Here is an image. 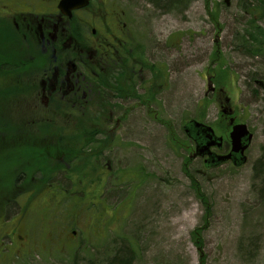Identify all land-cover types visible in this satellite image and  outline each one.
<instances>
[{"label":"rangeland","instance_id":"rangeland-1","mask_svg":"<svg viewBox=\"0 0 264 264\" xmlns=\"http://www.w3.org/2000/svg\"><path fill=\"white\" fill-rule=\"evenodd\" d=\"M38 1L0 0V13L5 6L30 14ZM208 2V9L206 0H188L164 10L151 0H98L87 8L84 14L118 9L138 26L143 44L164 65L152 85L157 92L147 106L131 104L128 118L105 137L103 156L99 146L91 153L82 143L78 156L60 161L59 171L43 172L53 178L37 188L38 195L27 194V186L5 209L0 206V264H264V57L246 54L239 44L251 15L247 7L264 9V3ZM207 78L222 86L223 108L232 109L235 122L246 123L253 134L241 166L229 160L206 167L207 156L187 160L195 148L184 125L193 119L225 138L222 149L212 148L216 155L231 148V127L216 95L207 93ZM166 124L173 127L171 135ZM79 128L52 131L79 142ZM30 162L27 174L39 167ZM186 169L200 182L209 214Z\"/></svg>","mask_w":264,"mask_h":264},{"label":"flooded vegetation","instance_id":"flooded-vegetation-1","mask_svg":"<svg viewBox=\"0 0 264 264\" xmlns=\"http://www.w3.org/2000/svg\"><path fill=\"white\" fill-rule=\"evenodd\" d=\"M58 2L39 0L29 9L30 14L17 9L12 13L5 6L0 13V42L6 44L0 45V136L5 140L8 133L35 135L80 127L84 134L79 142H71L70 135L56 140L78 154L82 143L91 153L99 146L97 154L101 157L109 144L105 137H112L128 118L131 104L144 107L152 103L157 92L152 85L162 75L164 65L155 59V49L143 44L138 26L132 27L123 11L84 14L89 5L67 16L61 14ZM207 79V93L216 95L222 111L226 94L214 79ZM209 82L213 90L208 88ZM225 117L229 120L230 116ZM84 124H88V131ZM111 124L114 128H108ZM34 175L35 186L28 184L26 192L32 196L38 195L40 187ZM21 179L18 176L16 181ZM14 190L22 193L24 189Z\"/></svg>","mask_w":264,"mask_h":264},{"label":"trees","instance_id":"trees-1","mask_svg":"<svg viewBox=\"0 0 264 264\" xmlns=\"http://www.w3.org/2000/svg\"><path fill=\"white\" fill-rule=\"evenodd\" d=\"M151 1L154 2L157 7H160L162 4L164 10H166V8H169L170 6H174L177 8L184 6L188 3V0H151ZM259 2H261V4L264 3V1L262 0H259ZM208 5L209 2L208 0H206L207 9H208ZM247 11L251 15H250V19L248 20L249 21L248 26L244 30V34H242L241 37L239 38L240 47L243 49V51L246 54L248 53L253 57H259V56L264 57V27L260 24L261 21L260 19H264L263 5L257 6V8H253V9H248L247 7ZM166 126L168 127L169 133L171 135L173 131V127L169 126L168 124H166ZM1 136H0V162H2V164L5 165L4 167L5 169L2 172H0V206L4 207L1 209H5L6 206H8L11 202L15 201V199L19 197L21 193L18 192L19 195L18 194L16 195L15 193L17 192H15L14 190L15 188L24 189L22 193H25L30 180L29 175L36 173L34 176L36 178L38 177L37 180L39 181L37 185L42 186L44 184H47L48 180L50 179V178L47 179L46 177L47 172L43 173L44 171H48L50 173L55 169L56 170L55 172H57L61 168L59 163H61L60 159L62 156L64 159L68 157H75L74 154H76L77 156L79 155L78 153L72 151L69 152L67 149L64 148V143H61L60 141L56 140L58 138L64 137V134H60V133L55 134V132L53 131H39L35 135L33 133H29L27 135H25L24 133L18 135H14V134L12 135L8 133L7 139L5 140L2 139ZM51 139L54 140L51 141ZM31 160H36V161L30 162ZM187 160L191 162V159H187ZM28 162L38 164L39 167L37 172L32 171V172H28L27 174L26 165ZM185 171L190 179L194 193H196V197H198L200 202L205 205L206 214H209V211L211 209L209 206L210 204L208 198L206 197V194L201 190L200 182H198V180L191 173V171H189L188 169H186ZM18 176L22 179L16 181ZM6 179L8 180L7 184L4 183ZM11 190L14 191L12 193H8ZM27 207L28 206L26 204V206H24L25 211H27ZM3 218H4V214H3ZM0 221L2 220L0 219ZM91 224L94 227H97L98 220H94ZM205 228H206L205 224L202 226H198L197 229H195L192 232L193 237L194 235L195 236L198 235L199 232L201 234V232H203ZM194 241L197 246L199 247L201 246L202 241L200 239L199 240L196 239ZM30 247L32 246L30 245ZM199 259L200 261L202 260L200 257Z\"/></svg>","mask_w":264,"mask_h":264},{"label":"water","instance_id":"water-1","mask_svg":"<svg viewBox=\"0 0 264 264\" xmlns=\"http://www.w3.org/2000/svg\"><path fill=\"white\" fill-rule=\"evenodd\" d=\"M93 0H59L58 8L62 15L70 16L72 11L75 9L84 8L87 4ZM226 5L231 4V0H224ZM262 85V82H260ZM208 88L213 90L212 84L209 82ZM228 97L226 98L227 101ZM222 113L225 115H232V109H223ZM235 119L230 117L229 124L231 125V130L229 132L230 138V150L227 154L216 155L212 152L211 148L219 147L221 148L223 137L215 135L212 126L203 124L195 119L188 121L184 125V131L186 135L193 140H195V152L190 156L191 159L196 156H207L205 161V166L216 167L220 163L228 162L229 160L235 166H241L247 161L246 150L250 147L251 140L253 138L252 132L249 131L246 123H234ZM75 233V231H73Z\"/></svg>","mask_w":264,"mask_h":264}]
</instances>
